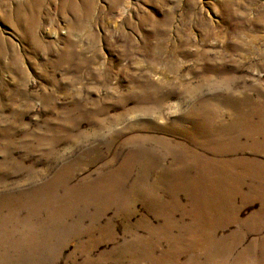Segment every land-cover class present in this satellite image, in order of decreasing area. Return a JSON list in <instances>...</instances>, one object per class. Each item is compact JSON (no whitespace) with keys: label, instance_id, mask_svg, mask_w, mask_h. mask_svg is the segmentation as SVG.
<instances>
[{"label":"rangeland","instance_id":"374dc122","mask_svg":"<svg viewBox=\"0 0 264 264\" xmlns=\"http://www.w3.org/2000/svg\"><path fill=\"white\" fill-rule=\"evenodd\" d=\"M0 264H264V0H0Z\"/></svg>","mask_w":264,"mask_h":264},{"label":"bare ground","instance_id":"6f19581e","mask_svg":"<svg viewBox=\"0 0 264 264\" xmlns=\"http://www.w3.org/2000/svg\"><path fill=\"white\" fill-rule=\"evenodd\" d=\"M241 125H243V124H241Z\"/></svg>","mask_w":264,"mask_h":264}]
</instances>
